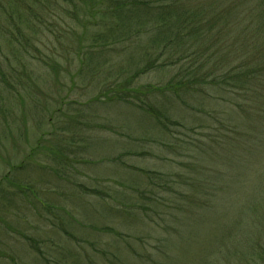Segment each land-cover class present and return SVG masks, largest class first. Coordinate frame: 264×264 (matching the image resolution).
Wrapping results in <instances>:
<instances>
[{"label": "rangeland", "instance_id": "rangeland-1", "mask_svg": "<svg viewBox=\"0 0 264 264\" xmlns=\"http://www.w3.org/2000/svg\"><path fill=\"white\" fill-rule=\"evenodd\" d=\"M60 26L59 41L47 32L24 56L14 43L20 54L9 55V39L0 41L9 55L7 62L0 54V264H247L229 250L248 229H264V208L246 215L254 200L264 202V185L255 186L251 170L264 166L262 156L242 163L225 154L221 166L233 184L223 187L212 214L186 226L180 236L186 245L174 243V232H162L154 204L134 191L149 187L145 172L173 173L190 159L160 144V129L135 97L127 102L104 94L114 79L104 69L100 74L97 61L78 73L72 38ZM120 49L110 47L115 57ZM172 76L149 73L135 85L163 84ZM175 129L164 140L173 141L174 132L183 140L212 132ZM244 173V183L234 186ZM205 189L194 190L199 202L207 200ZM154 191L168 197V190Z\"/></svg>", "mask_w": 264, "mask_h": 264}, {"label": "trees", "instance_id": "trees-1", "mask_svg": "<svg viewBox=\"0 0 264 264\" xmlns=\"http://www.w3.org/2000/svg\"><path fill=\"white\" fill-rule=\"evenodd\" d=\"M58 24L66 25L72 38L78 73L86 62L97 61L100 74L104 69L114 79L104 94L127 102L135 97V106L160 129V144L190 159L173 173L145 172L149 187L134 191L154 204L165 224L162 232H174V243L186 245L180 238L190 230L186 226L212 214L223 187L234 182L221 166L222 157L232 154L254 163L262 156L264 165V155H255L258 147L264 151V0H0V41L9 39L7 51L13 43L22 56L30 47L37 50L47 32L59 41ZM110 47L121 48L116 57ZM1 53L7 62L9 55L20 54L15 47L3 53L0 44ZM53 62L55 71L60 69ZM168 72L173 76L167 83L135 85L149 73ZM171 127L212 132L204 139L185 136L188 140L174 132L176 138L166 141ZM251 170L255 186L264 185V166ZM246 179L245 174L234 186ZM197 188H208L205 203L194 194ZM154 189L168 190V197ZM262 204L254 200L246 215ZM253 228L235 236L244 241L229 253L247 264H264V229ZM220 249L227 261L226 244Z\"/></svg>", "mask_w": 264, "mask_h": 264}]
</instances>
